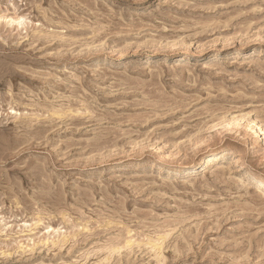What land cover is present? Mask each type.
I'll list each match as a JSON object with an SVG mask.
<instances>
[{"label": "rangeland", "instance_id": "374dc122", "mask_svg": "<svg viewBox=\"0 0 264 264\" xmlns=\"http://www.w3.org/2000/svg\"><path fill=\"white\" fill-rule=\"evenodd\" d=\"M0 264H264V0H0Z\"/></svg>", "mask_w": 264, "mask_h": 264}, {"label": "bare ground", "instance_id": "6f19581e", "mask_svg": "<svg viewBox=\"0 0 264 264\" xmlns=\"http://www.w3.org/2000/svg\"><path fill=\"white\" fill-rule=\"evenodd\" d=\"M224 158H225V154H221L219 156H216L215 158L208 160V162L210 163L209 165H215V164H217V162H222L223 160H225ZM229 162H230V169H237V168L241 167L242 165H244L242 160H240L238 158H232V159L230 158Z\"/></svg>", "mask_w": 264, "mask_h": 264}]
</instances>
